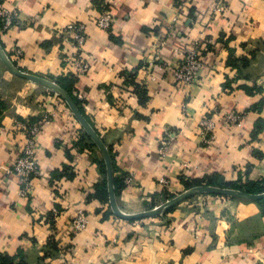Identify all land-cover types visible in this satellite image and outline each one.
Here are the masks:
<instances>
[{"label": "crops", "instance_id": "0c3cea01", "mask_svg": "<svg viewBox=\"0 0 264 264\" xmlns=\"http://www.w3.org/2000/svg\"><path fill=\"white\" fill-rule=\"evenodd\" d=\"M0 1L18 12L0 38L4 51L21 71L55 82L74 75L71 36L61 32L85 25L89 69L73 89L109 150L121 211H149L183 182L264 180V0ZM103 10L116 18L108 32L95 25ZM191 45L203 69L183 89L173 71ZM232 112L240 123L226 121ZM50 114L38 136L42 176L21 198L10 168L29 125ZM101 162L65 102L0 60V264H264V200L193 196L126 221L111 211ZM78 210L88 225L76 235Z\"/></svg>", "mask_w": 264, "mask_h": 264}, {"label": "built area", "instance_id": "2783aa9c", "mask_svg": "<svg viewBox=\"0 0 264 264\" xmlns=\"http://www.w3.org/2000/svg\"><path fill=\"white\" fill-rule=\"evenodd\" d=\"M17 18V10L6 8L3 2L0 1V38L14 26ZM115 22V14L110 10H103L96 18L95 25L98 29L108 32ZM61 34H68L71 36L73 48L71 64L74 70V76L78 77L85 74L89 69L87 62L81 56L82 47L86 42L85 25L80 22L72 24L65 28ZM12 55L13 58H16L21 55V51L15 49ZM9 58L11 59L10 56ZM152 65V63L149 64V66ZM202 69L203 61L198 54L197 46L191 45L190 47H186L179 53V62L174 67V81L181 86V88L187 89L197 84L199 73ZM73 96L77 100L83 101L82 95L78 94L76 91H73ZM52 118L53 114H50L43 122H35L29 125L21 152L10 168V172L15 174L18 178V183L20 185L18 194L21 198H26L29 195L32 188V179L42 176L40 162L37 156L38 136L42 125L49 124ZM241 118V114H234L232 112L226 117V121L231 124H236L240 123ZM169 137L170 134L168 133L167 136L161 140V158H164L168 151ZM133 182V174H129L123 179V183L127 186L132 185ZM160 182L163 186L168 185L167 180L162 179ZM87 225L88 222L85 213L82 210H78L71 221L73 232L79 235L85 230Z\"/></svg>", "mask_w": 264, "mask_h": 264}, {"label": "water", "instance_id": "95a60500", "mask_svg": "<svg viewBox=\"0 0 264 264\" xmlns=\"http://www.w3.org/2000/svg\"><path fill=\"white\" fill-rule=\"evenodd\" d=\"M0 60L3 63L4 67L6 68V70L13 76L40 85L45 89L58 95L65 102V104L71 111L72 115L79 123L82 130L86 133V135L92 140V142L97 146V148L101 152L105 165L109 205L112 213L116 217L126 221L158 217L161 216L163 213L168 212L169 210H171L181 202L199 194L216 195V196L229 197L233 199H240L246 201L264 200V192L259 194H251L232 188L201 185V186L191 187L185 190L184 192L176 195L172 199L167 200L165 203L149 211L140 212L136 214H129L121 211L117 205V201L115 198V191L113 184V170H112V162H111L109 150L107 146L103 143L97 131L91 126V124L87 121L85 116L78 110L72 97L57 82L21 71L9 58L7 53L4 51L1 43H0Z\"/></svg>", "mask_w": 264, "mask_h": 264}, {"label": "trees", "instance_id": "16d2710c", "mask_svg": "<svg viewBox=\"0 0 264 264\" xmlns=\"http://www.w3.org/2000/svg\"><path fill=\"white\" fill-rule=\"evenodd\" d=\"M75 79L76 78L73 75L72 77H69V78H61L57 81V83L72 97L76 107L86 118V115L84 113L83 106H82V101L77 100L73 96V91H74L73 84L75 82ZM101 164L104 165L103 162H101ZM113 183H114V191L116 194L117 190H118V184L116 182V179L113 180ZM183 185L185 186V188H191L194 186H201V185H210V186L237 189V190L244 191V192L251 193V194H259V193L264 192V180L259 181V182H251V183H248L245 185H239L236 183L223 182L220 178H211V179H208L206 181L183 182ZM101 189L102 188H100L98 191H100ZM102 191L104 192L105 198H107L105 181H104V186H103ZM171 197H172V195L169 196V198H171Z\"/></svg>", "mask_w": 264, "mask_h": 264}, {"label": "rangeland", "instance_id": "374dc122", "mask_svg": "<svg viewBox=\"0 0 264 264\" xmlns=\"http://www.w3.org/2000/svg\"><path fill=\"white\" fill-rule=\"evenodd\" d=\"M22 80H23V79H22ZM28 82H29V81H28ZM33 84H35V83H33ZM36 85H37V84H36ZM37 86H40V85H37ZM40 87H42V86H40ZM42 88H44V87H42ZM44 89H45V88H44ZM46 90H47V89H46ZM187 189H189V188L182 189L180 192H177L176 194L172 195L171 198L168 197V200L172 199L173 197H175L176 195H178V194L184 192V191L187 190ZM207 195H209V194H199V195H196L195 197H201V196H207ZM210 196H216V195H210ZM216 197H222V196H216ZM231 199H233V198H231ZM165 202H166V201H165ZM165 202H164V203H165ZM144 220H145V219H144Z\"/></svg>", "mask_w": 264, "mask_h": 264}]
</instances>
